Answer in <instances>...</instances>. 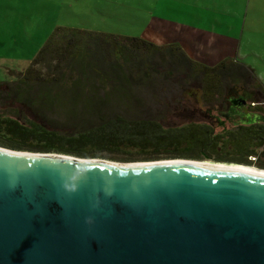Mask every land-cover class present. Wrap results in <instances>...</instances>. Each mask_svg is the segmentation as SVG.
Wrapping results in <instances>:
<instances>
[{
	"label": "water",
	"instance_id": "1",
	"mask_svg": "<svg viewBox=\"0 0 264 264\" xmlns=\"http://www.w3.org/2000/svg\"><path fill=\"white\" fill-rule=\"evenodd\" d=\"M7 150L0 264H264L263 176L188 159L111 166Z\"/></svg>",
	"mask_w": 264,
	"mask_h": 264
},
{
	"label": "trees",
	"instance_id": "2",
	"mask_svg": "<svg viewBox=\"0 0 264 264\" xmlns=\"http://www.w3.org/2000/svg\"><path fill=\"white\" fill-rule=\"evenodd\" d=\"M149 63L163 65L168 77L159 80L180 90L182 102L170 99L185 107L176 114L163 109L138 117L123 110L134 107L122 103V87L156 79L148 72H156V67ZM240 75L251 81L262 101L235 89L233 82L245 84ZM187 98L192 100L190 107ZM200 104L229 108V113L241 112L242 118L237 125L217 130L192 117L191 110ZM0 109V137L12 141L0 146L12 150L94 159L117 154L123 162L209 159L264 169L256 163L264 159V85L240 62L207 67L192 61L176 44L156 46L140 38L56 27L14 81L0 82ZM20 110L29 112L31 120L22 122ZM170 114L173 121L166 123L164 117ZM53 115L65 119L67 129L79 124L78 129L56 128L48 122ZM250 118L254 119L249 122Z\"/></svg>",
	"mask_w": 264,
	"mask_h": 264
},
{
	"label": "rangeland",
	"instance_id": "3",
	"mask_svg": "<svg viewBox=\"0 0 264 264\" xmlns=\"http://www.w3.org/2000/svg\"><path fill=\"white\" fill-rule=\"evenodd\" d=\"M198 3L203 1L206 5L212 7H219L221 9H227L228 4L229 9L236 10L242 17L243 22L240 23V30L244 28L243 44L241 47L242 53L240 54L242 62L248 65L253 73V76L257 78L264 85V0H194ZM70 0H64V8L62 10L60 24L63 27L72 28H84L85 30H90L97 33L113 34V35H133L136 36L138 28H135V21H140L138 19V14L143 5L146 8L149 0H78L71 7H66V4ZM28 6L27 0L21 4L20 7H15V0H0V31H3L12 26V24L20 25L23 24L25 20L23 13V8ZM143 10H141L142 12ZM137 16V19L135 18ZM59 19V16H58ZM26 22V20H25ZM33 46H27L22 43L19 46H14L12 42L6 40H0V82H12L15 80L16 74L22 72L30 63L29 59H32L38 51L33 50ZM31 54V56L24 57V55ZM17 53V54H16ZM148 67H156V72L154 70L148 71L153 73L152 76L156 79H152L148 83L141 82V84L136 85H125L122 87L124 92L122 95L126 96L124 104L133 105L132 111H128L129 114L138 117L141 116H153L157 115L161 110L168 109L176 114L177 110L183 107L182 104H177L176 102H170V99H180L181 92L178 90L177 86L172 82L170 84L163 83L161 80L166 79V69L163 65H152V63L147 64ZM141 76V74H139ZM241 76L240 81L245 84L234 83L235 89H238L240 93H252V100L262 101L263 97L261 93H257V90L252 88L251 81L246 77ZM161 79V80H159ZM199 85V84H197ZM228 86V85H226ZM230 86H233L230 84ZM163 88V89H162ZM169 88V92L163 93L164 89ZM225 90V87H224ZM198 97V96H197ZM181 100V99H180ZM182 102V100H181ZM192 100L185 101L186 107H190ZM165 105V106H164ZM114 108L118 107L113 105ZM119 108V107H118ZM210 107L203 105H198L193 112L192 117L199 119L200 122H206L212 125L215 129L219 130L221 127L216 121H210L205 118V114ZM120 109V108H119ZM22 110L18 112L20 114ZM21 121L23 122L24 117L31 120V115L29 112H24L19 115ZM166 123H172L171 114L165 115L164 117ZM252 120V118H250ZM61 118L59 115H53L48 119L51 124H56V128L64 129L66 132H76L77 127L72 129H67V121ZM225 128L230 127L232 121L225 122ZM0 142L4 144H9L8 141L0 137ZM2 147V146H0ZM5 148V147H2ZM10 149V148H6ZM12 150V149H11ZM17 152H27V153H42L33 150H16ZM123 156L113 154H102L98 160H105L116 163H138L144 162L143 159H138L137 162H123ZM159 160H169L168 158H160ZM158 161V160H156ZM203 162L215 161L205 159ZM257 164H264V159L257 161ZM222 164V163H221ZM227 164L228 163H223ZM254 167L258 168L257 165ZM260 169V168H258ZM264 170V169H263Z\"/></svg>",
	"mask_w": 264,
	"mask_h": 264
},
{
	"label": "crops",
	"instance_id": "4",
	"mask_svg": "<svg viewBox=\"0 0 264 264\" xmlns=\"http://www.w3.org/2000/svg\"><path fill=\"white\" fill-rule=\"evenodd\" d=\"M77 1L70 0L66 7H71ZM141 1L147 3V0ZM149 1L151 3L146 8L143 5L140 9V21H135V28H138L136 36L128 37L140 38L156 46L176 44L192 61L207 67H214L227 60L249 67L240 56L241 47L244 46V28L240 30L243 19L236 10L229 9V4L227 9H221L208 6L203 1ZM23 2L15 0V7H20ZM63 4L64 0H27L28 6L22 10L26 22L23 20V24H12L3 33L0 31V40L10 41L14 46L24 43L33 46L32 51H38L56 27H63L62 23L59 25ZM30 56L28 52L24 55L28 58Z\"/></svg>",
	"mask_w": 264,
	"mask_h": 264
},
{
	"label": "bare ground",
	"instance_id": "5",
	"mask_svg": "<svg viewBox=\"0 0 264 264\" xmlns=\"http://www.w3.org/2000/svg\"><path fill=\"white\" fill-rule=\"evenodd\" d=\"M7 152H11L9 150H7ZM11 153H15V154H22V155H30V156H41V154L38 153H27V152H11ZM50 157H56L54 156V154L48 155ZM60 158V157H59ZM89 162H94V163H98V164H104V165H111V166H148L151 164H160V163H155V162H138V163H126V164H122V163H116V162H110V161H105V160H98V159H93L92 161ZM158 162H162V161H158ZM180 162V161H177ZM190 164H197L198 166H213L215 168H222V169H227V170H239L242 172H247L250 174H256L259 176H263L264 177V170L258 169L254 166L248 167V166H234V165H225V164H214L211 162H189Z\"/></svg>",
	"mask_w": 264,
	"mask_h": 264
},
{
	"label": "flooded vegetation",
	"instance_id": "6",
	"mask_svg": "<svg viewBox=\"0 0 264 264\" xmlns=\"http://www.w3.org/2000/svg\"><path fill=\"white\" fill-rule=\"evenodd\" d=\"M251 94V92H250ZM242 111H246V103L244 102V105L242 107ZM2 110L0 109V112ZM4 112V111H3ZM8 116H12L10 115V113L7 114ZM241 112L238 113L236 112L235 114L229 113V108H221V107H211L209 108V110H207L206 114H205V118L207 120H212V121H216L218 123L219 126L224 127L225 122H230L232 121L233 125H237V123L240 122V119L242 118L241 116ZM14 116H12L13 118ZM28 119V118H26ZM254 118H252L253 120ZM25 121V117L23 119V122ZM248 121H251L250 119ZM225 128V127H224ZM2 133V132H1ZM3 138V137H1ZM4 140L8 141V142H12L11 139H9L8 137L3 138Z\"/></svg>",
	"mask_w": 264,
	"mask_h": 264
}]
</instances>
